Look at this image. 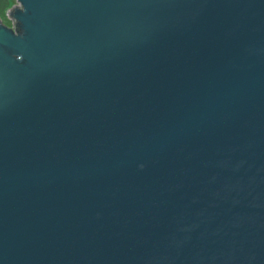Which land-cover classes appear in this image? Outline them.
Returning a JSON list of instances; mask_svg holds the SVG:
<instances>
[{
	"label": "water",
	"instance_id": "1",
	"mask_svg": "<svg viewBox=\"0 0 264 264\" xmlns=\"http://www.w3.org/2000/svg\"><path fill=\"white\" fill-rule=\"evenodd\" d=\"M15 2L0 264H264V0Z\"/></svg>",
	"mask_w": 264,
	"mask_h": 264
},
{
	"label": "rangeland",
	"instance_id": "2",
	"mask_svg": "<svg viewBox=\"0 0 264 264\" xmlns=\"http://www.w3.org/2000/svg\"><path fill=\"white\" fill-rule=\"evenodd\" d=\"M15 4H16V2H15V0H13V1H12V5L8 8V10H9L10 8H12ZM8 10H7V11H8ZM6 13H7V12L5 11V12H4V15L0 16V21H1L3 24H5V25L11 27V26H12V20L9 19V18L7 17V14H6Z\"/></svg>",
	"mask_w": 264,
	"mask_h": 264
},
{
	"label": "trees",
	"instance_id": "3",
	"mask_svg": "<svg viewBox=\"0 0 264 264\" xmlns=\"http://www.w3.org/2000/svg\"><path fill=\"white\" fill-rule=\"evenodd\" d=\"M13 0H0V16L4 15V12L12 5Z\"/></svg>",
	"mask_w": 264,
	"mask_h": 264
}]
</instances>
